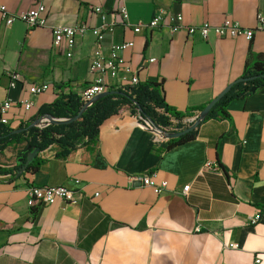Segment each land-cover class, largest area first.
<instances>
[{
    "label": "crops",
    "instance_id": "crops-1",
    "mask_svg": "<svg viewBox=\"0 0 264 264\" xmlns=\"http://www.w3.org/2000/svg\"><path fill=\"white\" fill-rule=\"evenodd\" d=\"M39 2L45 26L29 29L21 20L6 26L0 17V101H12L6 113L12 128L35 118L56 98L58 85L80 92L95 77L89 71L93 35L56 50L53 25L113 24L103 34V49L129 41L120 51L124 64L137 70L139 81H160L165 103L179 111L205 105L246 66L264 62V29L250 38L203 40L172 33L166 23L178 13L183 24L228 17L253 28L256 15L264 16V0H0L11 12ZM120 2L129 24L154 13L165 23L133 32L121 22ZM9 71L19 75L13 87ZM105 80L110 87L113 80ZM36 83L51 87L31 95ZM25 97L33 102L29 110L18 103ZM226 111L228 117L204 120L192 139L169 146L171 137L140 124L124 107L100 128L91 149L77 147L59 158L51 144L37 152L42 162L34 172L0 173V264H264V86L230 101ZM10 146L0 154L8 165L18 152L13 161L4 159ZM206 160L219 169H202ZM150 172L154 182L166 180L165 190L155 193L128 178ZM29 184L63 185L81 197L76 204L29 207ZM253 213L258 218L248 224Z\"/></svg>",
    "mask_w": 264,
    "mask_h": 264
},
{
    "label": "trees",
    "instance_id": "trees-1",
    "mask_svg": "<svg viewBox=\"0 0 264 264\" xmlns=\"http://www.w3.org/2000/svg\"><path fill=\"white\" fill-rule=\"evenodd\" d=\"M240 76L251 78L234 82L208 110L203 121L228 117L226 106L230 101L248 95L252 92V86H264V62L253 61L244 68ZM58 87L60 91L56 98L51 103L42 105L35 118L21 122L16 128L0 123V154L10 145H21L12 165L0 162V173L34 172L42 162L37 157V152L51 144L57 145L55 155L59 158L66 157L77 147L91 149L98 141L100 128L115 118L124 107L135 114L140 124L162 134L174 133L189 126L195 121L196 113L204 107L202 105L179 111L168 106L163 98L160 81L138 80L131 85L111 86L107 93L101 94L84 110L88 101L82 98V91L69 88L67 92H63L61 85ZM45 114H50L56 121L46 125H31L37 117ZM183 117H188L187 121L183 122ZM198 125L179 136L171 137L168 145L192 139ZM34 150L37 152L29 158Z\"/></svg>",
    "mask_w": 264,
    "mask_h": 264
},
{
    "label": "built area",
    "instance_id": "built-area-1",
    "mask_svg": "<svg viewBox=\"0 0 264 264\" xmlns=\"http://www.w3.org/2000/svg\"><path fill=\"white\" fill-rule=\"evenodd\" d=\"M94 11L101 13L99 6L94 7ZM45 6L43 3H37L35 7L21 12H11L6 6L0 3V17L4 21L6 26L11 25L15 20H21L24 22L27 28L31 29L37 26H45L47 24V16L45 14ZM118 15L122 24L130 26L133 32H139L142 29L157 28L165 22L162 21V15L160 13H154L151 18L146 21H137L136 23L129 24L127 22V13L125 6L120 2L118 6ZM167 25L170 32L183 31L187 35L196 34L201 39H207L210 35L215 37H237L243 36L250 38L254 30L264 29V16L257 14L255 17V25L253 28L242 27L237 21L228 17H224L220 22L216 24L209 23L208 21H201L199 24H183L180 14H170L167 17ZM113 24H101L100 26L89 27L86 23L79 22L73 25H53L52 31V48L60 49L65 45L68 48H72L75 40L78 36H83L87 32H90L94 37V46L89 59V71L92 72L95 77L93 82L86 86L82 90V98L85 101H90L96 94L106 91L109 86L105 78L109 77L113 80L111 86L119 87L125 85H131L138 82L137 70L130 69L124 64L120 51L129 47L131 43L129 41H123L118 43H112L105 51L102 46L103 34L106 31L112 30ZM148 62L154 61L153 57L147 59ZM10 81L9 86L13 87L16 81L19 79V75L16 72H8ZM110 86V87H111ZM51 87L48 83H36L30 86L29 92L31 95H36L40 92L46 91ZM25 110H29L33 106V102L29 97H25L18 101ZM12 101L9 98L0 101V123L8 125V119L6 113L11 107ZM202 169L218 170L219 166L211 161H204ZM155 176L154 172H150L144 175H130L129 179H139L144 186L151 188L155 193H160L166 189V180L161 179L158 182H154L152 178ZM77 182V181H76ZM188 185L185 184L181 188V193L184 194ZM97 195V193H95ZM81 194L79 192L68 189L63 185H34L29 184L27 186V205L33 207L35 205H49L56 200H62L67 204L78 203ZM258 218L257 213H253L246 217L248 224H253ZM229 247H235V244H228ZM259 258H254V263H258Z\"/></svg>",
    "mask_w": 264,
    "mask_h": 264
},
{
    "label": "water",
    "instance_id": "water-1",
    "mask_svg": "<svg viewBox=\"0 0 264 264\" xmlns=\"http://www.w3.org/2000/svg\"><path fill=\"white\" fill-rule=\"evenodd\" d=\"M251 77H236L235 79L231 80L230 82H228L214 97H212L205 105L204 107L196 113V118H195V121L190 124L189 126L185 127L184 129L182 130H179L177 132H174V133H166L165 135L169 136V137H176V136H179L181 134H183L184 132H187L188 130L194 128L196 125H198L200 122L203 121L206 113L208 112V110L212 107V105L229 89V87L234 83V82H237V81H245V80H248L250 79ZM255 89L254 86H252L250 88V91H253ZM108 90L106 91H103V92H100L98 94H96L90 101H88V103L84 106L83 110L89 106L90 104H92L95 100H97L99 98V96L101 94H104V93H107ZM82 112V111H81ZM81 112L75 117L77 118ZM56 121V118L52 117L50 114H45V115H41L39 117H37L32 123L31 125L33 126H38V125H41L42 123H45L44 125L46 124H49V123H52ZM35 152H37L36 150L32 151L29 155V158H32L34 155H35Z\"/></svg>",
    "mask_w": 264,
    "mask_h": 264
},
{
    "label": "rangeland",
    "instance_id": "rangeland-1",
    "mask_svg": "<svg viewBox=\"0 0 264 264\" xmlns=\"http://www.w3.org/2000/svg\"><path fill=\"white\" fill-rule=\"evenodd\" d=\"M19 147H21L20 145H13L10 146L9 148H7L8 153L3 154L2 156L4 157V159H6L7 161H13L14 160V156L16 154V152L18 151ZM1 157V155H0Z\"/></svg>",
    "mask_w": 264,
    "mask_h": 264
}]
</instances>
